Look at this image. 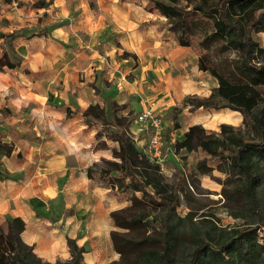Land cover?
Segmentation results:
<instances>
[{"label":"crops","instance_id":"obj_1","mask_svg":"<svg viewBox=\"0 0 264 264\" xmlns=\"http://www.w3.org/2000/svg\"><path fill=\"white\" fill-rule=\"evenodd\" d=\"M148 3L57 0L55 16L35 26L48 34L15 39L12 46L21 63L14 70L0 71V133L2 142L14 145L9 156L0 153V174L8 177L0 179V224L7 218H20L25 224L22 242L43 262L68 261L67 238L84 248L85 264H109L119 258L110 238L116 230L110 213L125 208L127 201H120L118 193L87 177V169L109 154L96 148V128L85 124L82 112L91 105L107 109V103L114 100L122 104L117 99L127 87L118 82L111 97L112 88L105 83L110 82L109 71L96 50L101 44L109 46L114 37L119 42L126 40L124 48L138 57L142 68L154 70L164 83L172 80L163 70L170 61L159 59L163 53L175 61L188 48L174 45L161 53L164 47L155 29L142 25L155 13ZM176 87L174 91L170 85L177 101L185 93ZM157 95L148 96L154 108L160 106ZM65 108L71 111L69 117ZM230 117L235 124L240 121L239 115ZM129 130L137 134L134 121Z\"/></svg>","mask_w":264,"mask_h":264},{"label":"trees","instance_id":"obj_2","mask_svg":"<svg viewBox=\"0 0 264 264\" xmlns=\"http://www.w3.org/2000/svg\"><path fill=\"white\" fill-rule=\"evenodd\" d=\"M148 2L150 9L165 18L174 41L196 52L198 70L216 80V86L207 96H187L182 104L191 105L192 110L226 108L238 112L242 125L250 134L244 137L240 129L227 124L220 126L218 134L207 133L200 125H193L184 133L183 139L174 143V150L191 152L200 149L238 170L243 175L244 193L251 207L255 208L261 166L264 164V47L258 38L262 35L264 41V0ZM43 7L44 3L36 5V8ZM200 28L204 30L202 35L199 34ZM47 34L46 29L0 32V40L6 47L0 53V71L14 70L21 63L12 46L15 39L29 40ZM228 51L235 52L237 56L222 57L218 61L213 57L214 53ZM107 106L106 109L91 105L82 112V116L89 127L100 124L95 133L96 140L106 136L117 144V148L112 150L114 160L107 161L108 166L99 170L96 168L99 164H94L87 169V177L102 182L112 192L132 195L130 206L110 213L115 227L126 232L115 230L110 233L119 258L109 264H172L174 238L167 219H146V215H134L131 210L135 205L145 203L175 212L180 204L179 193L184 179L178 177L173 194L165 195L158 165L149 160L129 130L134 118L131 115L117 116L125 107L114 101L108 102ZM65 111L69 117L70 109L65 108ZM2 136L0 133V153L9 156L14 145L2 142ZM6 178L7 175L0 174V179ZM135 193H140L141 197H135ZM24 226L20 218H7L0 224V264H51L36 257L32 247L22 242L20 234ZM139 229L158 231L160 237L145 235L138 238L131 234V231ZM67 243L70 259L54 264H85L84 248L78 247L73 239L67 238ZM187 264H264V225L232 229L219 244L199 241Z\"/></svg>","mask_w":264,"mask_h":264},{"label":"rangeland","instance_id":"obj_3","mask_svg":"<svg viewBox=\"0 0 264 264\" xmlns=\"http://www.w3.org/2000/svg\"><path fill=\"white\" fill-rule=\"evenodd\" d=\"M41 3H44V9L38 10L36 5ZM56 3L57 0H0V32L7 34L15 31L37 29L35 26L42 24L41 22L46 23L55 16L56 9H53V6ZM91 5L93 6V4ZM151 19L142 25L143 27L149 25L155 29L156 34L159 35V42L164 47L161 53L165 49L173 48L174 45L177 46L176 42L174 44L172 42L174 39L167 30L165 18H162L155 11ZM199 32L202 35L203 28H200ZM258 38L261 46L264 47L262 35H259ZM81 40L85 39L81 36ZM146 41L149 43L150 39H146ZM124 42L126 40L121 39V42H119V37H114L109 46L101 44L96 47L98 54L103 57L105 67L109 71L106 76L110 79V82L105 83L112 88L111 97L117 92L118 82H121L123 87H127L126 90H121V95L117 99V101H122V104H116L125 107L117 113V116L131 115L134 118L144 109L143 106L153 108L162 120L163 127L166 125V128H164V135L167 134L164 148L165 159L161 164H157L162 177L160 183L163 186L165 195L171 196L173 194V186L178 177L184 179L182 190L179 193L180 204L174 210L175 212H170L165 207L145 203L135 205L131 212L134 215H146V219H156L157 221L167 219L173 229L172 264H187L191 252L196 248L199 241L209 240L213 244H219L232 229L246 225H264V164L261 166V178L257 187V203L256 207L253 208L244 193L243 175L238 170L231 169L227 163L218 160L217 157L207 155L200 149L191 152L185 149L175 151L174 143L183 139V131L184 129L188 130L190 125H200L207 133L218 134L220 126L227 124L240 129L244 137H248L250 134L242 125V117L239 113L240 121L238 123L235 124V119L230 117L229 119L234 124L231 122L215 124L217 131L212 132L211 129L214 126H211V123H215L213 121L214 115L226 111L233 114L231 110L226 108L192 110L191 105L182 104L185 97L193 95L207 96L209 91L216 86V80L210 74L199 72L197 69V55L194 50L188 48L175 61L166 59L162 53L159 62H162V60L163 62L170 61L168 67L165 65L167 68H163V70L172 78V80L164 83L162 77L156 76L154 70L148 71L147 68L141 67L138 57L124 48ZM37 46L36 42L34 47ZM4 49L6 47L3 43V45H0V53ZM51 52L53 54V51ZM17 55L20 54L17 53ZM67 55L70 57V54ZM236 56L237 54L233 51L213 54L216 61L222 57L234 58ZM180 62L186 64L180 67ZM146 75L150 80L145 77ZM170 85L174 86V91L177 89L176 86H179L185 94L177 98L179 100L176 101L173 92L170 90ZM156 94H158L160 106L154 108V105H149L148 96ZM145 97H147V100ZM99 127L100 124L95 126L96 131L99 130ZM116 147L117 144L107 139L106 136L96 140V148L109 154L108 158L101 160V163L96 167L97 170L108 166L107 161L114 160L112 150ZM118 193L119 196L123 195L120 201L124 199L127 201L125 207L130 206L132 195ZM134 195L137 198L141 197L140 193ZM116 231L126 232L118 228H116ZM131 234L138 238L145 235L154 238L160 237L158 231L149 229L133 230ZM205 257H208V255Z\"/></svg>","mask_w":264,"mask_h":264},{"label":"built area","instance_id":"obj_4","mask_svg":"<svg viewBox=\"0 0 264 264\" xmlns=\"http://www.w3.org/2000/svg\"><path fill=\"white\" fill-rule=\"evenodd\" d=\"M134 123L137 125V134H132L134 141L145 155L154 164H161L165 159V135L162 120L153 108H144L134 117ZM142 135V136H141ZM141 136V139L138 138Z\"/></svg>","mask_w":264,"mask_h":264},{"label":"bare ground","instance_id":"obj_5","mask_svg":"<svg viewBox=\"0 0 264 264\" xmlns=\"http://www.w3.org/2000/svg\"><path fill=\"white\" fill-rule=\"evenodd\" d=\"M231 113H233L232 114V116H234V115H239L237 112H234V111H231ZM229 118H230V114H229V112H224V113H216L215 115H214V118H213V121L215 122V123H217V122H219L220 120H229ZM235 119V118H234ZM234 121V120H233ZM228 122H231V121H228Z\"/></svg>","mask_w":264,"mask_h":264}]
</instances>
